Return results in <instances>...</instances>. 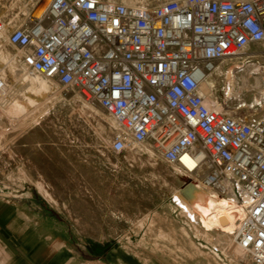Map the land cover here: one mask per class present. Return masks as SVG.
Here are the masks:
<instances>
[{"label":"built area","instance_id":"1","mask_svg":"<svg viewBox=\"0 0 264 264\" xmlns=\"http://www.w3.org/2000/svg\"><path fill=\"white\" fill-rule=\"evenodd\" d=\"M6 27L18 70L77 89L115 117L114 151L151 140L167 163L233 196L243 210L234 239L264 264V107H210L201 88L220 61L264 40V0H48L22 20L0 16ZM8 87L0 72V92Z\"/></svg>","mask_w":264,"mask_h":264},{"label":"rangeland","instance_id":"2","mask_svg":"<svg viewBox=\"0 0 264 264\" xmlns=\"http://www.w3.org/2000/svg\"><path fill=\"white\" fill-rule=\"evenodd\" d=\"M136 1L155 5L163 0ZM40 4L41 0H0V16L22 20ZM9 32L8 27L0 35V72L9 80L6 92L0 93V197L49 201L71 218L83 241L118 249L128 264H167L164 257L177 262L187 257L190 264L200 259L207 264L201 243L214 247L215 261L240 260L230 235L225 234V241L219 237L222 229L232 231L234 226L215 222L214 229L204 232L200 215L173 213L169 203L178 189L189 195L193 206L208 210L225 197L202 189L198 182L191 183L192 190L184 186L185 177L163 159L151 140L142 147L130 144L123 152L114 151L111 145L118 124L112 114L54 78L25 77L18 70V49L7 41ZM263 43L223 59L220 69L237 73L241 64L264 65ZM254 73H260L264 83V69ZM208 79L214 81L211 93L204 84L208 100L227 102L233 110L246 113L264 107L255 101L259 92L244 93L245 101L227 97L225 73L214 71ZM6 257L5 240L0 236V264ZM245 264L251 263L246 260Z\"/></svg>","mask_w":264,"mask_h":264},{"label":"crops","instance_id":"3","mask_svg":"<svg viewBox=\"0 0 264 264\" xmlns=\"http://www.w3.org/2000/svg\"><path fill=\"white\" fill-rule=\"evenodd\" d=\"M71 221L49 201L0 197V236L7 249L4 264H128L118 249L83 241ZM164 260L167 264H190L187 257L180 262ZM196 264L205 263L197 259Z\"/></svg>","mask_w":264,"mask_h":264},{"label":"bare ground","instance_id":"4","mask_svg":"<svg viewBox=\"0 0 264 264\" xmlns=\"http://www.w3.org/2000/svg\"><path fill=\"white\" fill-rule=\"evenodd\" d=\"M111 1H117V0H111ZM126 1L130 2V3L126 2L127 4H133V5L134 4H144L143 2L142 3H135L136 0H126ZM139 2H141V1H139ZM47 4H48V0H41V4L38 6L35 13H32L31 15H37V14L41 13L42 11H44ZM6 28H8V27H6ZM5 29L3 30L4 32H5ZM3 31H0V35ZM249 46L250 45H248L247 48ZM237 69H239L237 71V73H234L232 71V69L231 70L219 69L220 73H225L228 77V83H227V86L225 87V91H224V92H226L227 97H229V98L230 97H236V98H238V100L240 98V101H245L244 99H242L244 93H246V92H259L260 96L259 97L256 96L255 101H256V103H260L261 105H264V83L262 82V79H261L262 75L260 73H258V74L254 73L256 70H263L264 65L250 62L247 64L238 65ZM239 72H241V73H239ZM23 73H24L25 77H27V78H30V76L37 77V76H39V74L42 75L39 72H27L26 71ZM209 75H211V74H209ZM209 75L202 82L201 88H202L203 93L205 94L206 104L210 107H215L219 104H217L213 99L208 100L206 93L204 92L205 82H207L206 84H207V89H208L209 93L212 92V87L214 86V81H212L210 79L207 80ZM42 76H44V75H42ZM44 77H47V76H44ZM49 78H51V77H49ZM20 80H22V79H20ZM0 93H3V92H0ZM106 118L108 121L113 122V119H111L110 116L106 115ZM113 118H114L115 122H117L114 116H113ZM116 124H118V123H116ZM121 129L122 128L118 125L117 131H119ZM138 144H139V147H142V145H140L142 143H136V142L131 140V145H138ZM146 148H148V147H146ZM148 150L149 149H147V151ZM201 154H202V152H201ZM186 163L191 168L194 167V165H195V161L191 160V159H187ZM202 166L205 167V163H203ZM173 168H175V171L178 174H182V176L185 177V179L187 181H186L184 186L188 187V189L190 188V190H192L190 187L191 183H194V184L196 183V185L199 183L197 179H196L197 180L196 181L192 178L191 174L184 172L180 166L175 165ZM199 185H201L202 189H204L206 191H213L212 189L205 187L200 183H199ZM178 190H175L172 193V195L170 196L171 198L169 200V203L173 206L172 207L173 213L178 211L179 213L182 212V214L189 215L190 213L193 212V216L200 215V217H201L200 218V227L204 230V232H208V231L214 229L215 222L222 227L234 226L232 231H223L224 229H222V232L219 234V237L224 240L225 234L228 233L230 235L231 244L234 246L235 250L240 253V260H236L232 257H230V258L228 257L229 262H230V264H245L246 260L250 261L246 252L243 250V248H241L239 246V244H237V242L235 241L234 236H233V234L235 232V228L237 226V219L243 214V210L241 209L240 204H238L236 202V199L233 196L230 195L228 197H225L221 201H217L214 204V207L211 210H208L206 207L193 206L191 203V199H190L189 195L184 196ZM197 231H199V229H197ZM200 247L206 248L204 250V253H205V258H206L207 264H224V263H221L219 261H215V258L217 259V257H215V255L216 256H218V255L215 252L213 253L214 247L211 248L209 245H206L204 243H201ZM201 252H203V250H201ZM190 257H192V256H190ZM250 263H251V261H250Z\"/></svg>","mask_w":264,"mask_h":264}]
</instances>
